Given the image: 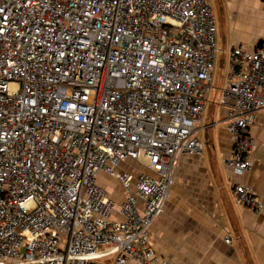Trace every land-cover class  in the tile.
Segmentation results:
<instances>
[{
    "label": "built area",
    "instance_id": "2783aa9c",
    "mask_svg": "<svg viewBox=\"0 0 264 264\" xmlns=\"http://www.w3.org/2000/svg\"><path fill=\"white\" fill-rule=\"evenodd\" d=\"M215 34L208 0H0V264H168L150 227L179 159L202 153ZM218 102L224 164L243 176L264 111V43L232 48ZM126 161L137 178L117 172ZM232 195L262 213L250 186Z\"/></svg>",
    "mask_w": 264,
    "mask_h": 264
},
{
    "label": "crops",
    "instance_id": "0c3cea01",
    "mask_svg": "<svg viewBox=\"0 0 264 264\" xmlns=\"http://www.w3.org/2000/svg\"><path fill=\"white\" fill-rule=\"evenodd\" d=\"M217 4L220 21L215 44L217 39V53L226 55L228 63L232 48L252 52L264 43V0H217ZM226 86L227 77L220 90ZM206 103L198 134L202 153L179 159L170 196L150 227L151 244L168 264H264V208L255 214L236 205L232 195L233 185H248L264 207V111L249 130L256 145L254 164L237 176L224 164L232 149L224 122L226 107L217 99V109L204 118ZM215 113L218 121L213 122ZM114 194L116 201L124 198L119 185ZM225 237L231 244L225 243Z\"/></svg>",
    "mask_w": 264,
    "mask_h": 264
},
{
    "label": "rangeland",
    "instance_id": "374dc122",
    "mask_svg": "<svg viewBox=\"0 0 264 264\" xmlns=\"http://www.w3.org/2000/svg\"><path fill=\"white\" fill-rule=\"evenodd\" d=\"M209 1V0H208ZM211 7L214 11V19H215V27H216V38L218 36V28H219V11L218 7L219 5L217 4V0H211ZM218 41L216 39V47L218 49ZM227 66H228V59L227 56L224 55L223 53H217L216 54V61H215V68H214V73H213V78H212V91L209 93L207 97V103L204 111V118H208L210 116L211 111L214 109H217V99L219 100V91L220 89L226 84V77H227ZM216 89H219L216 91ZM216 100V101H214ZM215 102V103H214ZM216 113L211 117V119L214 121H218V118H215ZM217 127H221L217 125ZM141 167H137L136 164L130 161L123 162V164L118 166L117 172H125V171H130L133 177L137 178L139 173L142 171ZM96 183L98 184L99 187L105 189L109 195L114 199L116 198V195L114 193L117 192L118 189V182L111 178L107 177L103 174H99L96 179ZM115 200V199H114ZM116 201V200H115ZM121 202V199H119ZM116 201L117 204L120 202Z\"/></svg>",
    "mask_w": 264,
    "mask_h": 264
}]
</instances>
